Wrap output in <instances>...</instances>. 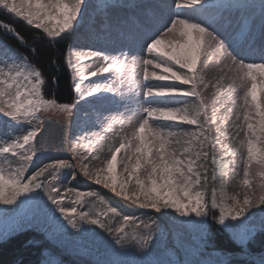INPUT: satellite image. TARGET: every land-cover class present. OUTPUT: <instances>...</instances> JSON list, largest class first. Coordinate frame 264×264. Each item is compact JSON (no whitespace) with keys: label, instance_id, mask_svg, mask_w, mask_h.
<instances>
[{"label":"snow or ice","instance_id":"snow-or-ice-1","mask_svg":"<svg viewBox=\"0 0 264 264\" xmlns=\"http://www.w3.org/2000/svg\"><path fill=\"white\" fill-rule=\"evenodd\" d=\"M22 4L26 10L17 0H0V12L41 30L33 40L55 43L75 36L88 8L87 0ZM121 7L140 12L105 16L103 23L136 46L108 51L69 45L64 62L79 74L72 84L74 103L47 98L41 70L28 55L0 40V204L15 206L0 210V216L15 213L4 221L0 240L33 227L44 228L49 237L59 233L79 239L94 234L95 226L106 234L114 254H127L125 246L131 245L147 257L164 239L161 222L167 218L177 230L173 250L189 243L179 231L187 226L196 229L199 244L206 245L212 227L219 226L246 248L257 231L250 221L253 210L264 215V0H172L174 12L167 18L169 5L163 0ZM154 10L160 12L155 23L144 26L141 16L151 17ZM234 12L243 14L234 20ZM0 32L38 54L12 20H0ZM161 44L168 50L160 52ZM207 65L215 66L214 78L208 77ZM129 66L140 71L130 73ZM96 76L100 80L92 81ZM81 101L110 103L118 115L98 116L100 131L82 128L74 140L68 125L41 116L53 107L72 115ZM54 128L60 130L57 135ZM66 153L70 159L59 158ZM53 155L55 159L42 162ZM237 156L242 199L226 190ZM81 175L110 189L128 207L152 209L158 217H137L98 191L73 186ZM132 182L136 187L130 192ZM44 251L43 264H64L58 254ZM72 251L79 254V249ZM104 264L197 262L113 259Z\"/></svg>","mask_w":264,"mask_h":264},{"label":"trees","instance_id":"trees-1","mask_svg":"<svg viewBox=\"0 0 264 264\" xmlns=\"http://www.w3.org/2000/svg\"><path fill=\"white\" fill-rule=\"evenodd\" d=\"M107 0H88V8L85 14L84 20L81 23L79 30L75 36L68 41H61L55 43L47 38L43 40H33L32 37L41 32L30 26H28L22 20L14 17H9L5 13L0 12V20L9 21L12 20L18 29L28 37L29 46L38 49L37 55H31L28 49L11 38L5 36L0 32V40H4L12 47L18 48L25 55L29 56L30 62L37 66L45 79L44 94L49 99H55L58 104L60 103H73L77 98V94L72 90L73 76L72 70H70L64 62V54L68 51L69 45L74 46L75 40L78 35L83 33L89 26L88 21L94 12L103 8ZM52 77H55V83L52 82ZM227 180V177H226ZM73 186L83 190H94L100 192L97 188H88L79 181H74ZM101 193V192H100ZM113 204L119 205L124 211H127L119 203H117L110 195L103 194ZM67 202V201H66ZM0 210L7 211L15 206H4ZM137 217L148 219L149 217H155L149 213H134ZM15 216V213L9 212L7 216H0V224L10 217ZM162 223V222H161ZM162 226L166 228L164 239L159 242L157 248L153 249V253L150 256L145 257L143 252L131 245H126L127 254L116 255L111 248L107 246L105 240L106 234L99 228H94V234L90 233L87 236L77 237L71 234H57L49 237L46 234L45 229L31 228L26 232H19L13 236L0 240V264H43L44 259L48 256V252L44 249H48L53 253L60 256L64 264H104V261L119 259V260H131V259H149V260H170L175 261L177 259L194 260L197 264H218L214 263L205 257H202L200 252L194 248L185 245V249L173 250V242L175 233L167 225L162 223ZM196 236L198 235L196 229L193 228ZM255 238L250 241L246 248H243L236 243L231 234L222 230L219 226H213L210 230L209 240L206 245H203L209 250H223L232 254L239 252L251 254L264 251V231H260L261 228L256 227ZM71 232V230H69ZM73 249H79V254L73 252ZM167 249V250H165ZM119 251V249H117ZM227 264H256L254 262L247 261L245 259L231 260Z\"/></svg>","mask_w":264,"mask_h":264},{"label":"rangeland","instance_id":"rangeland-1","mask_svg":"<svg viewBox=\"0 0 264 264\" xmlns=\"http://www.w3.org/2000/svg\"><path fill=\"white\" fill-rule=\"evenodd\" d=\"M88 1V0H87ZM139 0H108L107 5L110 7L108 8H103L102 11L98 12L94 19H93V24L91 25V28L89 31L84 32L82 35H80L76 40L73 48L75 50H87V49H93V50H98V49H107L108 51H114V50H119L121 47H133L135 48L136 44L133 40L127 38L126 36H121L118 32H116L114 29L113 30H108L106 25L103 23L105 16L109 17H123V16H130L133 14H138L140 10L134 9L131 7H121V5H132L134 3L137 4ZM141 1V0H140ZM151 1V0H150ZM149 1V2H150ZM157 2V0H154ZM153 1V2H154ZM147 4H150V3ZM155 2V3H156ZM164 3L169 5L168 9H165V18H167V14L170 12H174V8L171 7L172 5V0H163ZM18 6L22 7L23 9H27V5L22 4V0H17ZM153 4V3H152ZM112 5H115L116 7H111ZM213 10H209L211 13ZM190 14V13H188ZM242 12H234L232 14L234 20H238L242 16ZM160 12L159 10H154L153 15L151 17H144L141 16V22L144 24L146 27H152L153 24L155 23V17L159 16ZM227 15V14H226ZM242 22V21H241ZM38 30V29H36ZM41 31V30H39ZM231 31V30H230ZM240 43L246 47V42L245 41H240ZM158 50L160 52H164L168 50V47L166 44H161L158 46ZM73 61L75 62V56L73 54ZM258 62V59H257ZM85 64H88V61L84 62ZM207 71H208V77L209 78H214L216 74V68L214 65H207ZM149 70L151 71V66H149ZM128 71L130 73H133L135 71H140V69H133L132 66H129ZM157 71H160L157 69ZM78 72H73L72 71V76L73 78H78ZM108 74H104V76H107ZM100 76L92 77V81H99ZM150 83H163V82H157L154 80H150ZM88 86V81L85 82L84 87L86 88ZM92 98H89V101H91ZM76 101V100H75ZM166 102V101H164ZM211 103V102H210ZM120 111H123L121 108ZM139 107L137 106V112H139ZM44 111L41 113V116L43 117ZM118 115L116 111V106L110 104V103H84L83 101L79 102L76 106V108L73 110L72 115H68L67 113L59 110V113L56 115L57 119H60L64 122H68L71 124V131H70V140H74L75 136L79 133V131L82 128L87 127L90 131L92 132H97L100 131V126L97 120V117H103V116H115ZM129 114L126 113L125 115V126H127V116ZM107 123V121L105 122ZM133 123H135V118H133ZM120 124L116 123L113 125V128L115 130L120 129ZM119 140V137H117V141ZM118 146V144H117ZM127 149L122 150L120 154H118V159L122 156L125 155V152ZM102 156L104 155L103 153L101 154ZM43 163L49 162L47 161H42ZM241 164V158L237 156L236 158V164L230 166V171L228 172L227 176V192L229 195L231 194H239L240 198H243V193H244V188L241 187L240 180L242 179V168L239 167ZM123 165L118 166L116 169L117 172H119L122 169ZM33 169H29V172L27 174H31V171ZM77 181H79L82 184H87V185H97L94 182L87 180L84 178L82 175L77 178ZM100 187H103L102 185H98ZM136 186L134 182L130 183L128 185L129 191L131 192L132 189H134ZM104 188V187H103ZM109 190V189H107ZM257 195L259 194V191L257 190ZM5 205H1V207H4ZM255 211V215L250 217V221L252 224L255 225V227L261 228L262 225H264V215H261L258 210H253ZM14 217V216H13ZM13 217H10L6 221H11ZM5 226V224H0V229H2ZM34 229H44V228H35ZM231 261V258L228 262Z\"/></svg>","mask_w":264,"mask_h":264},{"label":"water","instance_id":"water-1","mask_svg":"<svg viewBox=\"0 0 264 264\" xmlns=\"http://www.w3.org/2000/svg\"><path fill=\"white\" fill-rule=\"evenodd\" d=\"M44 118H45V119H51V120H53L54 122L59 123V124H62V125H68V132H69V136H70V125H69V123L62 122V121H60V120H55V119H53V118H51V117H49V116H44ZM59 131H60L59 129H55V128H54V129H53V134H54V135H57V134L59 133ZM68 156H70V154L66 153V154H62V155H60L59 158H64V157H68ZM49 158H56V157H55V155H53V156L45 157L44 159H49ZM93 187H96V188L100 189L101 192H103V193H106V194H110V195H112L107 189H104V188H102V187H100V186H98V185H93ZM112 197L115 198L113 195H112ZM135 211H141V212L152 213V214H154L156 217H158V214H156V213L154 212V210H152V209H137V210H135ZM162 222H163L164 224L168 225L171 229H173V230L176 232V229L173 228V226L171 225L170 222L167 221V219L164 220V221H162ZM190 230H191V232H192V234H193L195 240L197 241V245H198V244H199V241H198V239H197V237H196V235H195L194 230H192L191 228H190ZM188 245L194 247L195 249H197L198 251H200L202 255H204L205 257H207L208 259H210V260H212V261H214V262H221L222 259H224V258L227 257V256H230L229 254H228V255H224L222 251H211V250H207L206 248H204V247L202 246V244H199L198 247H197V245H195V244H193V243H188ZM210 252H217V253H219V254L221 255V257H220L221 259H213V258H211L210 256H208V253H210ZM242 257L248 259L249 261H253V262H256V263H259V264H260V262L257 261V260L255 259V257H253V256H249V255L243 254Z\"/></svg>","mask_w":264,"mask_h":264},{"label":"bare ground","instance_id":"bare-ground-1","mask_svg":"<svg viewBox=\"0 0 264 264\" xmlns=\"http://www.w3.org/2000/svg\"><path fill=\"white\" fill-rule=\"evenodd\" d=\"M150 0H139L138 2H137V4H147L148 2H149ZM154 0H151L149 3L150 4H152V3H155L156 1H154ZM44 113L46 114V115H49V116H51V117H53V118H56V115L59 113V109L58 108H56V107H53V108H51V109H48V110H45L44 111ZM105 189V188H104ZM110 193H112L111 191H110V189L108 190ZM114 196H115V194L114 193H112ZM116 197V196H115ZM123 205H125L126 207H128V203L127 202H125V201H123V199L121 198V197H116ZM129 209H139V208H135V207H128ZM167 218H165V220H166ZM177 231V230H176ZM180 232H181V234L183 235V237L185 238V240H187V241H189V243H193V244H195V245H197V241L195 240V238H194V236H193V234H192V232H191V230L188 228V227H186V228H184V229H180L179 230ZM208 255L211 257V258H213V259H219L220 257H221V255L219 254V253H217V252H210V253H208ZM255 257V259L257 260V261H259L260 262V260L262 259V258H264V253L263 254H261V255H256V256H254Z\"/></svg>","mask_w":264,"mask_h":264}]
</instances>
